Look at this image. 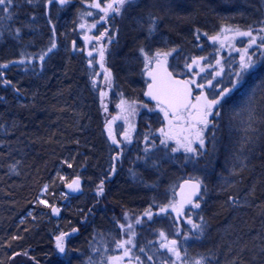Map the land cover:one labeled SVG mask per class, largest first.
<instances>
[{
  "label": "rangeland",
  "instance_id": "1",
  "mask_svg": "<svg viewBox=\"0 0 264 264\" xmlns=\"http://www.w3.org/2000/svg\"><path fill=\"white\" fill-rule=\"evenodd\" d=\"M143 0H134L133 3L125 5L119 14H117L120 18V16L124 13H127L128 9H133V6H140L141 10L137 11L133 14V17H138L141 14H149L151 16L158 17L159 21L164 18V22L168 21L167 23V29L161 30L160 27L158 29L154 28V31L149 33V30L143 27H137L139 25V19L135 18V25L130 24L128 27H124L120 31V33L117 34V39H114V42L112 46L109 48L108 52L104 53L103 58V64L104 69H101L98 67V60L99 57H93L94 58V65H89V60L86 58L84 54V40L86 37L85 30L80 32H74L70 36L69 41H71L73 38L77 37L78 34H82V42L77 46L76 53L77 55L71 59V61H68L69 64L76 63V68L74 69V73L76 75V80L72 83L70 81L71 71L67 69V66L65 67V74L67 75L69 79V84L72 87L73 91H70L73 93L72 96L77 99L78 104L87 109L89 113L95 112L97 113V121H91L87 123L86 119L83 132L88 133V135H83L82 138L77 137V140H79L78 143L79 146H88L92 142V145L89 149L88 148L84 152H80V156H71L69 158H66L62 161V163L59 165L58 169L53 173V181L50 183L51 185H54L58 188V191L54 189L53 192H50L49 194L43 196L44 192H47L48 189H50L49 185H44L43 188V194L38 199L37 204L35 207H28L25 210V215L39 218V220H44L46 217H49L50 214L48 212V208L54 204L59 206L60 209V217L58 218L59 224L56 226H52L51 229H49V235L47 238L52 239L53 245L55 246V249L52 250V253L59 254L62 256L61 253L58 252L56 249V237L59 236L61 233H67L68 235L65 236V256L67 257L65 259V264H75L78 262H82L83 259H86L87 261L91 262L89 264H137L139 260H137V257L135 256L136 249L128 247V244H125L123 248L117 247V242L120 241H126V234L129 233H135L134 240L135 243H142L141 248L146 251L149 257L158 258V261H156L154 264H163L164 260L165 262H168L166 264H171L170 258L173 254H168L166 251L167 249H164L159 247L160 242H163V239L160 237L159 233L163 231L166 236L171 237L172 235L179 234L181 237L179 239V250L181 252V259L177 260L180 264H182L183 261H187V264H193L194 261L199 260L201 257L197 253L206 252V240L201 239L199 237H196L194 234H187L189 238L186 240L185 237L182 235V233L179 231V228L176 229V224L171 218L172 216H169L171 214L172 209L168 208V211L166 213H161L160 208L165 207L169 205L170 203H176V190L178 189L180 183L187 179H198L202 182L204 188L201 190L199 199H194L193 202H199L200 207L199 211H201L202 215L205 214L204 209V195L206 192L210 191L211 186L216 184L219 189L218 193L222 194L220 196H224L225 193L229 190L226 187V184H228V180L230 179V175L235 171V167H245L246 164L252 161V163L259 161L261 158L259 151V145L257 139H254V143L248 144L246 147L242 149V145L244 144V139L239 143L236 144V146H232L230 152H227L225 154L224 158L221 160L224 162V165L226 166L225 172H219L215 173L216 171H219L218 167H212V166H206L204 165H197L195 162L188 161L185 159L186 156L189 155H181L179 150L173 152L172 149L176 148V146H172L170 144H161V133L158 132V127L160 128L162 126V120L164 121V116L162 111L156 107L153 106L155 104L149 105L144 101V88L146 87V77L144 78V71H145V61L142 53L138 52V54L134 57V60L129 62L126 61L123 68H117L114 65V60L112 54L114 46L117 45L118 40L123 39L124 37L130 41H136L137 38L140 39L141 44L140 48H144L146 52L149 53V56L154 57L157 52L161 53L160 57H163L165 53H169V51L172 48H177L178 53H175V55L172 56L170 60L171 69L174 72V74H182L183 67L185 68V65L190 64L191 60L197 59L200 57H204L202 60H207L208 63L213 60L210 58L212 51L214 50L216 44H214L213 41H211L213 44H210L209 41H206L205 35L200 32V30H194L193 26L186 25L184 22H182L184 19V13L189 8V6L192 4L190 0H148L149 2H155L154 8H147V6L142 7L141 2ZM193 1V0H192ZM237 0H223V9L220 8V10H216L213 12L212 10L205 11L209 17L203 16L200 14L196 18L194 17L193 22L205 25V30L210 33L214 34L217 33V35L220 37L221 33H224L225 30H220L226 26L224 21H227L228 24H233L238 26V21L240 18H244L247 15V11L249 12H257L258 8L253 6V3L255 4L254 0H246L245 6L242 9L243 11L229 12L227 7L230 6H236L235 2ZM261 4L264 5V0H259ZM24 2V1H22ZM45 4L46 7H49L47 13L50 11V9L53 10H61L63 9L66 4L61 5L59 3V0H53L52 3H48V0H33L31 4L37 5L38 3ZM85 2V1H84ZM111 2V0H106L102 5H106L107 3ZM238 2H242V0H238ZM101 3V2H100ZM235 4V5H232ZM256 5V4H255ZM229 6V7H230ZM88 3H84L82 5L81 11L82 16L86 15ZM90 8V7H89ZM66 9V8H65ZM14 9L11 10V13H13ZM245 11V12H244ZM13 16L11 19H6L7 21L3 22V28L2 30H7V28L10 26L9 21H16L18 17H24L25 12H21L20 14H16V10L14 11ZM92 14L91 11H88ZM227 12V13H226ZM111 14V13H109ZM115 15V13H113ZM124 15H122L124 17ZM118 18V17H117ZM208 18V19H205ZM236 18V19H235ZM25 19V18H24ZM235 19V20H232ZM28 22L32 23L34 26H36L34 21L27 20ZM120 21H124L123 18L120 19ZM206 21V23H204ZM17 22V21H16ZM170 22H173V26L180 28L179 30H173L170 25H172ZM127 23V21H126ZM125 23V24H126ZM184 23V24H182ZM141 24V23H140ZM179 24V25H178ZM76 27V24L75 26ZM226 28V27H225ZM224 28V29H225ZM32 29V34H33ZM77 31V30H76ZM126 32H131L130 35H124ZM26 34H30L26 32ZM34 41L29 40V42H26V40H23L25 45L23 48V51L19 58H22L23 55L29 54L32 58L36 55V58H34L37 62L33 63L31 59V63L29 66L33 69L34 73L39 76H43L44 74L50 72L47 71L48 66L51 67L53 65H58L61 63L60 59H56L52 55L55 53L62 52L60 51V37L62 35L59 33V31L55 30L54 33L51 35V39L49 42L50 46L43 47V42L41 37V33H34ZM75 36V37H73ZM178 36L179 42L183 41L182 46L180 47L175 46L174 38ZM199 37V38H197ZM23 38V37H22ZM92 38V37H90ZM38 41L36 43L35 41ZM4 40L0 38V41ZM56 43V48L52 50L51 55H46L44 60L41 61L39 59V56L45 52H47L48 48L51 47L52 42ZM28 43H30V46H28ZM38 45L40 50L33 49V45ZM67 48L70 51V43H67ZM95 48L98 50V45L95 44ZM183 52V55L179 52ZM111 52V54H110ZM24 53V54H23ZM13 55L12 53L7 54L4 59H0V64H8V66L11 63H8L9 61H17V59H12L9 56ZM74 56V55H73ZM168 57V56H167ZM14 58V57H13ZM91 59V58H90ZM55 60V62H54ZM92 61V62H93ZM46 62V63H45ZM5 69V68H0ZM105 69L109 70L110 72V78L107 77V73L105 72ZM117 75H115V73ZM215 72H220V69L214 70L213 73L210 75L209 80L213 79L216 74ZM127 76V81L125 85H119L116 82V78L119 75ZM34 74L32 75V77ZM220 76V75H219ZM32 77L30 79H27L29 83H33ZM205 82H207V77L204 79ZM95 81V83H93ZM128 81L130 83H134L138 85V90L132 89V87L128 84ZM144 82L145 85H144ZM215 83L212 81V84ZM107 84H109V87L106 88ZM92 87V88H91ZM115 88V89H114ZM116 88H118L121 93L123 94L120 97H117L115 95ZM243 91V90H242ZM246 92V91H243ZM101 93H104L103 96H101ZM136 93V94H135ZM106 96V98H105ZM247 98L251 95L249 93L246 94ZM56 97V96H55ZM121 97L125 98L123 101L125 103H128L131 98H136L139 103L135 105V110H143L145 111H152L155 109H159L160 114L159 117L155 115H151L148 113L142 114L140 117L142 119L143 123V129L137 130V131H131V130H122L119 131L118 127H122V125L125 126V122L117 123V119L115 114L113 113V107L114 106H121ZM238 101H240L238 99ZM229 100H225V102L221 105V115L219 117V124L222 122V125L224 129L226 128V134L223 132V141L221 142V145L217 144V146L214 145V147L211 148L212 154H217L219 150L227 149L224 142L226 140H230L231 137L239 136V134L242 133V131H245L246 129V117H242L240 115V111L234 112L233 115V109L228 108L226 113V107L229 103ZM124 103V104H125ZM15 104H18L15 102ZM122 105V107L124 106ZM48 110V109H47ZM91 110V111H90ZM51 113V110H49ZM121 116L119 118L124 119L125 114L118 113V115ZM124 115V116H123ZM85 116V115H84ZM91 115L87 118H91ZM109 116H112L110 118ZM241 116V117H240ZM109 118V121H108ZM84 121L82 124H84ZM122 124V125H121ZM165 124V122H163ZM110 126L114 127L115 135L117 140L122 141V152L123 156L119 159V163L117 164V168H114V171L112 174H110V168L112 166V156L114 152H117V148L114 147L113 142L111 140L112 132ZM258 127V125H256ZM95 129H99L98 132H95ZM111 132V136H110ZM125 133H128L129 137L130 134L133 133L132 139H138L140 140L138 142L137 146H134L133 141L130 139H125ZM260 137L264 136V131H261L259 134ZM98 138V139H93ZM131 138V137H130ZM159 138V139H158ZM256 138V136H255ZM137 140V141H138ZM154 141V142H152ZM88 142V144L86 143ZM178 147V146H177ZM216 148V149H215ZM76 149V148H75ZM147 149V151H145ZM77 150V149H76ZM228 151V149H227ZM109 158V160H107ZM179 158V161L177 160ZM182 163H187L190 165L187 167H184ZM108 163V164H107ZM231 163V165H229ZM228 164V165H227ZM71 165V167H69ZM254 166V164H252ZM251 165V166H252ZM247 166H250L247 165ZM234 167V168H233ZM210 168L217 169L216 171L211 170ZM251 171H253V168H250ZM99 171L100 173V180H103V178H107V187H110V195L114 199V201L121 206H123L125 209H134V207H138V211L141 214H144L141 219H139L140 223L135 222V225H132L131 230H129L127 226V220L123 221L121 220H107L104 217V213L100 214L101 220H99L98 225L92 229V240L94 242V247L90 250V252L87 253H78L73 252L70 253L71 248L73 246H76L78 248H81L82 243L84 239L82 238L84 236V232L79 231L78 229V223H65L66 217L71 214L74 215L79 211L78 206H80V201L76 197L68 196L65 194L62 185L69 182L74 176L82 177L84 175H90L93 172ZM122 171V172H120ZM188 172V173H187ZM184 173V174H183ZM109 174V175H108ZM207 174L208 176H206ZM124 175L126 178L129 177L130 181H125L119 176ZM210 175L215 176L216 181L213 182L210 179ZM100 180L97 182V186L100 185ZM114 182V183H113ZM113 183V184H112ZM112 184V185H111ZM45 186H47L45 188ZM206 186V190H205ZM142 189V190H141ZM65 198H67L66 202L62 203ZM60 202H59V201ZM221 200V199H220ZM40 201H47V204L40 203ZM84 202V200H83ZM40 204L43 206L41 207ZM143 204V206H141ZM214 204V203H213ZM149 209L151 206L157 209L156 219H149L145 213L143 208ZM222 206H224L223 201H221L218 205L217 209H220ZM213 208V207H212ZM198 208H193L191 205L188 207V211H192ZM216 209V210H217ZM31 213V214H29ZM209 215V214H208ZM207 211L205 215V219H208ZM75 216V215H74ZM128 217V215H126ZM195 211L193 212V215L191 216V219L195 217ZM204 216V215H203ZM141 217V216H139ZM23 217H20L18 219V222ZM262 219L264 221V215L263 212L260 211L256 214V219ZM13 219V218H12ZM14 220V219H13ZM16 220V219H15ZM209 220V219H208ZM152 222L153 225L156 226V229H153L150 226V223ZM200 222H204L201 221ZM198 222L197 224H200ZM18 225V224H17ZM11 221L4 220V218L0 215V245H3L5 242H17L21 243L23 246V241L26 239V241L33 237L35 240L34 244L37 245L36 250L40 251L39 244L42 242V237L35 236V234L31 235L30 229H32V225L30 227L28 226H18ZM55 225V224H54ZM124 225V228H121L120 226ZM191 227V225H190ZM75 229V231H73ZM227 229V228H226ZM225 228H219L216 229L218 232L220 231H227ZM15 231L16 235L10 236L11 231ZM18 230V233L16 232ZM236 232H238L237 228L234 229ZM197 231V230H196ZM195 231V232H196ZM193 232V233H195ZM200 233V231H199ZM225 234V233H224ZM227 236L230 237V242L234 240L236 234L234 231H227ZM51 235V237H50ZM191 235V236H190ZM257 244L256 247L258 248L261 244L264 243V228L263 230L258 234ZM15 237V239H14ZM54 238V239H53ZM216 239H211L210 243H215ZM70 240V241H69ZM217 242V241H216ZM217 242V243H218ZM159 244V246L157 245ZM158 246V248H157ZM218 250L221 249L218 244ZM137 247V246H136ZM29 248V247H28ZM83 250L85 248H81ZM125 249L129 250V255L124 256ZM226 249V256L232 253V250ZM82 250V251H83ZM208 251V247H207ZM263 252V251H262ZM187 257H186V255ZM3 255H0V264L3 262ZM123 257V259L119 262L112 261V257ZM142 257V256H141ZM205 258V257H204ZM162 259V260H161ZM229 259V257H227ZM161 260V261H160ZM151 264V260L148 261V264ZM57 264V263H56ZM143 264H147V262H143Z\"/></svg>",
  "mask_w": 264,
  "mask_h": 264
},
{
  "label": "bare ground",
  "instance_id": "2",
  "mask_svg": "<svg viewBox=\"0 0 264 264\" xmlns=\"http://www.w3.org/2000/svg\"><path fill=\"white\" fill-rule=\"evenodd\" d=\"M24 0H13V6H14V11L16 10V14H20L21 12H25L24 17H18L16 21H12V24L10 25L7 30H2L0 28V38L4 40L0 41V59H4V57L7 54L12 53L13 55H10L9 57L12 59H17L20 57L23 48H24V41L29 42V40L34 41V33H41L42 42H43V47L45 48L49 45L51 35L54 33L55 30L59 31V33L62 35L60 37V51L59 53H55L52 55L55 57L57 60L60 59L61 63L58 65H53L52 67L49 65L48 68L50 70V76H39L36 75L33 71V69L29 66V64L32 62L30 59V56L28 54H25L22 56L20 60L15 61L14 63H11L6 69L4 73H2V77H0V152L3 150H6L10 155L7 156H2L0 155V167H2L5 163H3L5 160L3 158H6L7 160V166L6 168L0 169V179L3 180V182L0 181V193L8 190H14L17 189V187H14L11 185V182L6 179L7 173L13 178V179H24L22 183V187L25 186L26 180L28 179L27 174L28 173H34L38 169V167H35V163H30L27 164V167H21V166H16L15 162L18 159H27L28 157L24 154L23 147L29 146L31 150L35 149L40 150L42 149V152L44 150V145L46 142H44L43 135L46 132V129L43 126V123L34 126L35 122L37 121H42V120H47L49 122V128L52 125V122L49 118H51V114L46 112L48 107H51L53 104L54 96L58 97L63 104V110L64 113L58 118H53L54 119V124L56 125V135L58 137H64L65 135L68 136L67 134V129H65L64 124L65 122L69 121L72 123L75 122H81L83 121L84 118H86L87 121H97V113L92 112L89 113L87 109L81 107L78 104V101L76 98H74L73 89L69 84V79L67 75L65 74V67L67 66V69L70 70L71 76H70V81L73 83L76 80V75L74 73V69L76 68V63L69 64L68 61H71V59L75 56H73L68 48H67V43L69 42L70 45L74 43L77 37L73 38L71 41H69L70 36L74 32H80L83 31L84 28H81L80 25L83 24L84 21L90 20L94 17L95 11H97V8L92 7L93 3L95 0H69V3L66 4V6L63 7L61 10H53L50 9V11L47 13L49 7H46L45 4L43 3H38L37 5L34 4H28L25 2H22ZM88 3L87 12L86 15L82 16V11L80 8H82V5L85 3ZM106 0H99L101 2V7H104L102 3H104ZM235 1V0H234ZM242 2H238V0L235 2L236 6H228L227 9L228 14L229 12H238V11H243L242 9L244 8V4L246 0H242ZM255 4L253 3V6L258 8V11L256 12H249L247 11V15L245 16L244 13V18H240L237 24H244V25H249V24H257L258 23V18L260 15H264V5L260 3L259 0H254ZM156 3L155 2H149L148 0H143L141 2L142 7L147 6V8L151 9L154 8ZM232 4V5H235ZM66 8V9H65ZM221 9H223V6H221ZM131 9L127 10V13H124V17L121 15L120 18H118V21L115 20L113 25H112V30H115L118 26V33L122 29H124L125 25L128 27L130 24L135 25V18L139 19V27H143L148 29L149 28V20L151 15L149 14H141L138 17H133V14L137 11L141 10L140 6H133V9L131 10L132 13H129L128 11ZM88 11H91L92 14ZM245 12V11H244ZM1 13V11H0ZM227 13V12H226ZM21 15V14H20ZM132 15V16H131ZM108 17L110 18H117L119 17L117 14L113 15V13L109 14ZM25 18V19H24ZM123 18L124 21H120V19ZM236 19V18H235ZM232 19V20H235ZM27 20L34 21L36 26H34L32 23L28 22ZM164 18H162L161 21L157 19L156 24H155V29H158L160 27L161 30H166L167 28V22L163 21ZM127 21V23H126ZM126 23V24H125ZM141 23V24H140ZM206 23V21H204ZM76 24V27H74ZM159 26V27H158ZM19 28L20 32L17 35L15 33V29ZM32 29L33 34H32ZM54 29V31H53ZM77 30V31H76ZM96 30H100L101 32H105V28L100 26L97 27ZM26 32L30 34H26ZM131 32H126L124 35H130ZM23 37V38H22ZM39 39L35 41L38 43ZM143 41V40H142ZM140 39L137 38L136 41L130 42L128 41L125 37L121 40H118L117 45L114 46L113 49V54L111 57H113L114 60V65L117 68H123L124 64L126 61L131 62L134 60V57L138 54L140 50V44L141 42ZM28 46H30V43H28ZM33 49H38L40 50L38 45H33ZM24 54V53H23ZM111 54V52H110ZM14 57V58H13ZM35 60V59H32ZM20 61H23V63H20ZM55 62V60H54ZM35 63V62H33ZM1 73V70H0ZM115 73V72H114ZM34 76L32 77V75ZM115 75H117L115 73ZM119 75L116 78V82L119 85H125L127 81V76ZM32 77L33 83H29L27 79H30ZM8 80L11 81L10 84H5L3 81ZM128 84L132 87V89L138 90V85L134 83H130L128 81ZM92 88V87H91ZM240 89L243 91H240L238 89L233 90L229 97V103L227 104L228 106L226 107V113L228 108L233 109V115L234 112L240 111V115L242 117H246V113L244 112L245 106L248 103V100L250 97H254L255 100L261 101V98H264V66L257 68L254 72L248 74L244 80L241 81L240 83ZM70 91H73L70 92ZM249 93L251 96L247 98L246 94ZM136 94V93H135ZM238 99L240 101H238ZM18 103V104H15ZM12 104H14L12 106ZM11 106V108H10ZM91 111V110H90ZM259 111V109H258ZM85 115V116H84ZM91 115V118H87ZM240 116V117H241ZM40 119V120H39ZM2 120H6L5 124ZM5 125V126H4ZM259 125V124H258ZM260 129L264 131V125H259ZM48 128V133H51L50 129ZM74 128L78 129V133L76 135H81L85 134L82 130H79L77 126L72 127L71 129L74 130ZM99 129H95V132H98ZM223 132L226 134V128L224 129L222 122L220 123V126L217 130V134H214L215 139L210 143L209 147V152L211 153V148L217 146V144L221 145V142L223 141ZM249 133H246V131H242L239 136L236 137H231L230 140H226L224 142L225 145L228 146H236V144H239ZM55 134L52 133V136H56ZM85 135H88L86 133ZM255 136L260 143L259 145V151L260 156L264 158V140L260 137L259 131L255 133ZM93 139H98V138H93ZM88 144V142H86ZM92 145V142L90 143L89 149ZM88 146H81L76 148L77 150H71V156H80V152H84ZM219 147V146H217ZM224 149V150H219L217 155L215 156L216 160L220 159L221 161L222 158H224L225 154L227 152H230L231 148ZM216 149V148H215ZM40 154V153H39ZM191 157V156H189ZM196 157L195 160L193 159H188V161L195 162H201L202 158ZM109 160V158L107 159ZM179 161V158H177ZM60 162L54 166L53 168V173L58 169L59 165L62 163L63 160H59ZM119 161V160H118ZM115 164V167L117 168V164ZM181 161V158H180ZM208 162V161H207ZM182 163V161H181ZM108 164V163H107ZM113 165V162H112ZM184 167L190 166L187 163H182ZM199 165H204L203 163L197 164ZM45 168H48L50 165L48 163H45L43 165ZM114 167V168H115ZM208 167V166H207ZM110 168V174L113 173V169ZM217 169H214L216 171ZM26 171V172H25ZM122 172V171H120ZM220 171H216L215 173H219ZM188 173V172H187ZM184 174V173H183ZM264 174V171H263ZM109 175V174H108ZM208 176L207 174H205ZM211 181L215 182L216 178L213 175H210ZM125 181H130L129 177L126 178V176L121 175L119 176ZM264 177V176H263ZM81 180V183L84 184L85 190L82 191L79 195L73 194L72 197H76L77 199L81 200L80 201V206H78L79 211L75 213L74 215L69 214L66 219L65 223L71 222V223H78V227H81L82 232H84V236L82 237L84 239L81 248H85V250L78 248L76 246H73L71 248L70 253L73 252H78V253H87L90 252V250L94 247V242L92 240V229L95 228L100 218V214L104 213V217L108 220H127L131 215L133 216H138L141 213H139L138 207H134V209H125L123 206L120 204L116 203L112 196L110 195V190H105L106 196L103 194L97 195L96 193V188L97 182L100 180V173L99 171L93 172L90 175H84L79 178ZM53 181L52 178H44L40 179V182L33 187L32 189V199L29 200L28 204H26V208L30 207H35V205L38 202V199L42 196L43 194V186L44 185H49L50 189L47 190V192H44L43 196L49 194L50 192H53L54 189L58 191V188L55 187L54 185L50 186V183ZM258 182V180H257ZM33 183V180L31 181ZM114 183V182H113ZM112 183V184H113ZM17 181H14L13 185H16ZM111 184V185H112ZM33 185V184H30ZM245 182L243 184L234 182L232 180H228V184H226V187L231 188L228 190L225 195L222 197V201L225 207V211H221L218 216L215 218V220L211 224H205L204 226L207 227L210 231L212 232V236L206 238L207 234V228L204 231V237L203 234L200 232L199 233V238L202 240H206V252H201L197 253L200 256H204L205 260L212 259L217 261L219 264H229L230 261L227 259L229 256H222L219 253H214L212 251V245L211 239H219V241L223 244H225L228 247H232V241L230 242V237L227 236V231H234L236 235L240 232V229L238 224L234 223L231 225L233 220L229 218V214L232 213H243L244 210L242 209V205H236V206H231L232 204V199L230 197H233L232 194L234 190H242L244 187ZM63 190H64V184L62 185ZM142 190V189H141ZM50 191V192H49ZM212 193L211 191L206 192L204 195V209H208L209 211L211 210L210 207L207 206L206 202L208 199L212 198ZM84 200V202H83ZM59 201V200H58ZM88 201H91L95 204H101L102 206L100 207L101 209L98 210V207L96 205H91L87 209H85L88 205ZM60 202V201H59ZM62 202V201H61ZM209 204V203H208ZM42 207L43 205L40 204ZM143 206V204L141 205ZM51 207V206H50ZM231 209H228V208ZM205 210V212L208 210ZM86 210V212H85ZM144 213L150 211L152 213V219H156L157 215V209L151 206L149 209L143 208ZM102 211V212H101ZM48 212L50 214L49 217H46L44 220H39V218H34L30 216L25 215L24 209L21 212H15L14 210H0V215L4 218L5 222L6 220L14 222L18 226H28L30 227L31 225L33 226L32 229L28 228L30 230L31 235L35 234V236H39L40 238L42 237V242H41V249L40 252L37 251L34 248V242L35 240L33 237H30L27 241L24 239L23 241V246L21 243L17 242H5L3 245H0V255H3V262L1 264H43L44 260L49 259L50 257L55 256L54 253H52V250L55 249V246L53 245L52 239L47 238L49 235V229H51L52 226H56L59 224V221L56 217L53 216V213L50 208H48ZM85 212V213H83ZM101 212V213H100ZM229 213V214H228ZM14 215L16 220L12 219V216ZM128 215V217L126 216ZM169 216H172L169 214ZM20 217H23L22 219H18ZM200 215H196L195 217L192 218L193 222L198 223L201 221ZM172 218V217H171ZM253 220H256V216ZM203 221V218H202ZM55 224V225H54ZM152 224V222L150 223ZM153 229H156V226L152 224L151 226ZM257 227V225H256ZM226 229L227 231H220L218 232L216 229ZM237 228L238 232H236L234 229ZM250 230V226L248 228L243 229L238 236H243L246 232ZM179 231L182 233V235L185 237L188 233L192 234L191 230L188 227H182L179 229ZM18 233V230H16ZM225 233V234H224ZM47 234V236H46ZM16 235V234H15ZM91 236V237H90ZM191 236V235H190ZM51 237V235H50ZM212 239V240H213ZM70 241V240H69ZM216 243V241H215ZM25 244H30V246H25ZM246 245V243L244 242ZM211 245V246H210ZM210 246V247H209ZM29 247V248H28ZM208 247V251H207ZM247 247V245H246ZM240 248H233L232 252L237 255L238 253L240 254ZM83 250V251H82ZM264 253V248L262 249ZM27 252V255H23L22 253ZM259 252V251H256ZM15 253H21V256H23V261H15L16 257H19V255H14ZM65 253L62 254L61 256L57 255L55 257L56 261L60 262L61 264H65L66 261L65 259L67 258ZM208 258V259H207ZM171 259V258H170ZM54 260V257H53ZM90 261V260H89ZM87 261L86 259H83L82 262H78L75 264H89L91 262ZM264 261V257H261V260H254L256 264L259 262ZM43 262V263H42ZM172 262V261H171ZM178 262V261H177ZM168 262H163V264H166ZM46 264V262L44 263ZM176 264H180L179 262Z\"/></svg>",
  "mask_w": 264,
  "mask_h": 264
},
{
  "label": "trees",
  "instance_id": "3",
  "mask_svg": "<svg viewBox=\"0 0 264 264\" xmlns=\"http://www.w3.org/2000/svg\"><path fill=\"white\" fill-rule=\"evenodd\" d=\"M192 2V4L189 6V8L186 10V12L183 14V21L186 25H192L194 30H200L201 33H203L205 35V38L207 41L210 42V44H213L211 41L214 42V44H216L217 47L214 48V50L211 53L210 58H212L213 60L210 62V64L208 63L207 60H199L198 64H194L192 66L191 69L187 68L185 65V74L184 76L186 77V80H192L194 79L196 81L197 84H203L205 82V78L210 76L213 71H211L210 68H212V70H217L218 68L220 69V79L221 81L218 79L215 83H213V85H217L219 83V87L215 88V92H219L220 87H230L231 86V81L234 79V75H232L234 73V71L238 68L239 66V62H240V56H241V52L238 51V49H243L245 47H247L248 45V41L249 38L248 37H238L235 36V31L238 29L240 31H248L250 28L253 31V35L257 37V43L255 45H253L251 48L248 49V54L252 56V58L254 60L257 61L256 65L254 66L253 69H251L248 73L245 74V77L250 74L251 71H254V69H257L258 67H262L264 66V55H262V53H264V48L260 47L261 44V37H264V32L259 31L261 28H264V23H262V21H264V15H260L258 18V23L257 24H249V25H244V24H238L237 25H233V24H228L226 23L227 21H224V23L226 24V28H222L220 30H225L224 33H221V36L219 37L218 40H211L209 37L212 36H217V33L214 34H210L208 33L205 28H206V24L205 25H200L197 23L193 22L194 17L196 18L198 15H202L209 17V15L205 12V11H209L212 10L213 12H215L216 10H220L221 6H223V0H190ZM231 2V0H230ZM4 6H0V8H2ZM14 9V6H10L9 11L11 12V10ZM136 11V10H135ZM129 13H132L131 10L128 11ZM13 13L15 14V12L13 11ZM8 13H5L3 11H1L0 13V28H2L3 26V22L7 21L5 17H7ZM95 15L96 17L90 19V20H86L83 22V24L85 25V27L87 28V30L90 31V36L92 37L93 40L97 41L98 45L100 46V49L103 48L107 53L109 48L112 46L114 39H117V34H118V26L117 28H115V30H112V25L114 23L115 20L118 21V18H109L107 17L104 20H101L100 17L103 16V12L100 11V9H98L97 11H95ZM132 16V15H131ZM208 19V18H205ZM10 24H12V21H9ZM171 24L173 22H170ZM182 23V24H184ZM93 24L96 25V27H91ZM179 25V24H178ZM104 27L105 29H107L106 34L99 40L95 39L96 37H100L101 32L100 30H96L97 27ZM169 27H171L173 30H179L180 28L176 27L175 24L173 26L170 25ZM227 29H231V31H228ZM114 33V34H112ZM175 46H182L183 41L179 42V38L178 36H176L174 38ZM173 49H175V51H172ZM177 48H172L169 53H171L170 55H168V61L171 60L172 56L175 53H178ZM97 52V50H96ZM183 55V52H179ZM52 52H50L48 55H51ZM29 55V54H28ZM30 56V55H29ZM36 58V55L32 58L30 56V59H34ZM21 58H18L17 60H20ZM33 62H36V60H32ZM192 61L190 62V64H192ZM217 61H220L219 64H217ZM46 63V62H45ZM101 68V67H100ZM201 68L204 69L203 72H201ZM0 70H5L6 69H0ZM47 71H50L49 68H47ZM196 73H199V75H195ZM43 76H50V72L44 74ZM241 83V82H240ZM109 85V84H107ZM207 85V83L205 84ZM240 86V84L237 85V87ZM192 97L191 100L193 103H195V96L199 95L201 91H203V89H197L195 87V85H192ZM207 87V86H206ZM236 87V88H237ZM235 88V89H236ZM115 89V88H114ZM233 89V90H235ZM206 90H209L210 92L213 91V88L207 87ZM205 91V90H204ZM233 92V91H232ZM206 94L208 95L209 99H212V96H209L208 92H206ZM115 95L117 97L122 96L123 94L121 93V91L116 88L115 91ZM231 93L229 94L228 97L225 98V100H229ZM122 99H120V101H123L125 98L121 97ZM225 100L222 102V104L225 102ZM131 102H134L133 104ZM128 103H125L124 106L122 107V105L120 107L118 106H114L113 107V113L111 114H115L117 121L120 122H125V126L123 127V130H140L143 129V123L142 122H138L137 120V115L135 114L136 110H135V101H131ZM138 103V102H137ZM221 104V105H222ZM14 104H12L13 106ZM221 105L217 108L214 109L213 111H221ZM11 108V106H10ZM48 110H46V112L50 113L49 110H51V118H49L52 122L51 127L49 128V122L47 120H40V121H36L34 126L39 125L41 123H43L44 128L46 129L45 134L43 135L44 138V150L42 152V149L40 148V150H36L33 149L31 150L29 146L27 147H23L24 150V154L28 157L27 159H18L15 162V166H21V167H27V164L30 163H35V167H38V169L35 172V174L32 173H28V179L26 180V184L24 187L21 188L23 180L24 179H13L8 173L6 176V179L8 181L11 182V185L14 187H17V189H15V191L12 190H8V191H4L2 193H0V210H14L15 212H21L23 209L24 211L26 210V204H28L29 200L32 199V195H33V187L36 186L39 182L41 178H44V180L46 178H52L53 177V168L55 165H57L60 161L59 160H64L66 158L71 157V150H76L75 148L80 147L79 144H76L79 142V140H77V137L82 138L84 134L81 135H76L79 131L78 129L74 128V130H72L71 128L74 126H77L79 128V130H83L85 125V119H83V121L81 122H65L64 127L65 129H67V134L68 136H64V137H58L56 135L55 130L56 125L54 124V119L53 118H58L61 115H63L64 110H63V104L62 101L58 98L54 96V100H53V104L51 107L47 108ZM122 111L123 114H125L124 119L119 118L121 116L118 115V113H120ZM134 117L136 118V120H134ZM219 117L216 116H209L208 119L209 121H211L212 123H210L208 125V128L204 130V136H205V148L202 149L201 151L204 152V155H202L200 158H202L201 162H197V164H205L206 166H212V167H218L220 172H225L226 171V166L224 165V162L220 159L216 160L215 156L217 155L212 154L209 152V147H210V143L213 141V136L214 134H217V130L220 126L219 124ZM1 121V118H0ZM5 124V121L2 120ZM87 121V120H86ZM91 122V121H90ZM87 123H89V121H87ZM213 125H215V127H213ZM5 126V125H4ZM167 127L168 124H163L162 126L159 128L158 127V132L160 133V129L164 128L167 131ZM48 128L50 129L51 133H48ZM259 128V134L261 133V129L258 125ZM52 133L55 134L56 136H52ZM162 140L164 139V137L161 135L159 136ZM264 140V136L261 137ZM159 139V138H158ZM138 140V139H137ZM136 142L138 143L140 140H138ZM169 143H172L176 146L177 142L176 139H170L168 140ZM154 142V141H152ZM228 148H231V146L226 145ZM182 148V147H180ZM40 153V154H39ZM0 155L2 156H7L10 155L6 150H3L2 152H0ZM1 157V156H0ZM261 159L259 161H256L255 163L252 161L249 162L248 164H246L245 167L239 168V167H235V171L230 175V179L234 182L237 183H241L243 184L245 182L244 187L242 188V190H234L233 194H232V204H230L231 206H236V205H242V209L244 210L243 213H232L229 214V218L231 220H233V222L231 223L234 224H238L240 225L238 229H240V232L243 229L248 228V226H250V230L248 232H246L243 236H238L236 235L233 242H232V247H228L225 244L221 243L220 241L218 242V240H216L217 242L214 243V245H212V251L214 253H219L222 256L226 255V249H230L232 250L233 248H240L239 252L237 255H235L233 252L231 254H229V264H253L254 260H261V257H264V253L262 252L263 248H264V243L261 244L258 248L256 247L257 244V239H258V234L263 230L264 228V221L262 219H256L253 220L256 216L257 213H259L260 211L263 212L264 215V158L260 157ZM5 161L3 163H5L2 167H0V169L2 168H6L7 165V160L6 158H3ZM208 161V162H207ZM30 162V163H29ZM1 163V162H0ZM45 163H48V165H50L48 168H45L43 165ZM250 166H247L249 165ZM254 164V166L252 165ZM228 165V164H227ZM231 165V163L229 164ZM252 165V166H251ZM9 167V166H8ZM217 168V169H218ZM234 168V167H233ZM250 168H253V171L250 170ZM211 170H214V168H210ZM26 172V171H25ZM33 180V183H31V181ZM258 180V182H257ZM1 182H3V180L0 179ZM14 181H17L16 185H13ZM33 184V185H30ZM110 187H107V190H109ZM223 188H228V187H223ZM218 189L219 187L214 184L211 186V193H212V198L208 199L206 204L208 207L211 208V210L207 212L208 215V219H205V215L206 212H204L205 214H201V211H196L198 215L202 216L201 218H203V221L200 225L202 226L203 230L205 231L207 227H205V224H211L215 218L218 216V214L222 211H225V207L222 206L220 209L218 208L219 203L222 201V197L220 196L222 194L218 193ZM229 190L231 188H228ZM104 196H106L105 192L103 193ZM221 199V200H220ZM209 203V204H208ZM214 203V204H213ZM86 205H88L85 209H87L88 211V207H90L91 205H96L98 207V210H100L101 208V204H95L91 201H88L87 203H85ZM217 206V208H216ZM213 207V208H212ZM217 209V210H216ZM228 209H231L230 207ZM86 212V210H85ZM83 212V213H85ZM172 218H174L175 224H176V229L177 228H182V227H188L185 224V216H177V213L175 211L171 212ZM141 216V217H139ZM142 216H144V214H140L138 216H133L131 215L129 218H127V226L130 225H135V222L138 221L139 219L142 218ZM12 218L15 220L14 215L12 216ZM257 225V227H256ZM150 226H152V224H150ZM207 234H206V238L207 237H211L212 236V232L207 228ZM82 231L81 227L78 229V232ZM204 231L202 232L203 237H204ZM13 235H15V231H11L10 232V236L13 237ZM126 239L132 240L131 244H128V247L130 248H135L136 249V253L135 256L133 255V257H139L141 258L137 264H143V262H147L149 261V256L146 252L141 251V244L142 243H135L134 240V236L132 233L127 232V234L125 235ZM168 240L171 239H176L178 241V246H179V239L181 238L179 236V234L173 235L171 237L167 236ZM54 239V238H53ZM65 242V241H64ZM165 242V241H163ZM244 242L246 243V245L244 244ZM162 242H160L159 244H161ZM159 244H157L159 246ZM213 244V243H211ZM217 244L222 247L221 249L218 250V246ZM34 248H37V245L33 244ZM25 246H30V244H25ZM137 246V247H136ZM157 246V248H158ZM41 248V244H39V246ZM160 247V246H159ZM164 250V248H163ZM39 251V250H37ZM259 251V252H256ZM40 252V251H39ZM168 254H172L169 253L168 251H166ZM59 255V254H55L54 260L53 257H50L49 259H45L44 263L46 262V264H61L60 262L56 261L55 257ZM186 255V254H185ZM60 256V255H59ZM142 256V257H141ZM187 257V255H186ZM62 258V256H61ZM156 258V257H155ZM155 258L151 257V264H154L155 262ZM23 256L19 255V257L15 258V261L19 262V261H23ZM208 259V258H207ZM162 260V259H161ZM160 260V261H161ZM175 260L176 263V257L174 255L171 256L170 261ZM156 261H158V258H156ZM206 264H219L217 261L212 260V259H208L205 260ZM43 263V262H42ZM43 263V264H44ZM131 264V263H130ZM150 264V263H149ZM254 264H256L254 262ZM258 264H264V261L259 262Z\"/></svg>",
  "mask_w": 264,
  "mask_h": 264
},
{
  "label": "snow or ice",
  "instance_id": "4",
  "mask_svg": "<svg viewBox=\"0 0 264 264\" xmlns=\"http://www.w3.org/2000/svg\"><path fill=\"white\" fill-rule=\"evenodd\" d=\"M25 3L31 4L33 0H24ZM53 0H48V3H52ZM134 0H111V2L107 3L104 7H101V4L99 0H95L92 7L100 9V11L103 12V16L100 17L101 20H104L108 17L109 13H115L119 14L121 12V9L127 5L133 3ZM59 3L61 5L69 3V0H59ZM13 5V0H0V6H4L0 8V11H3L5 13H8L6 19H11L13 16V13L9 11L10 6ZM90 14V13H89ZM158 17L151 16L149 20V33L154 31L155 24ZM264 23V21H262ZM81 28H84L85 25L81 24ZM91 27H96L95 24H93ZM228 31H231V29H227ZM54 31V29H53ZM223 31V30H222ZM259 31L264 32V28H261ZM20 32V29H15V33L18 35ZM107 32V29H105L104 33H101L100 37H96L95 39L99 40L101 39ZM2 35V34H0ZM235 36L238 37H248V45L247 47L243 49H238V51L241 52L240 56V62L238 68L234 71L232 75H234V79L231 81L230 87H220L219 92H215V88L219 87V83L217 85H213L212 81L209 80L207 82V85L205 84H197L194 79L192 80H185V81H179L175 80L172 77V73L168 72L166 68H164L163 72L159 71V68L162 66V63H166V57L170 55L171 53H165V61H160L159 57L161 53L157 52L154 57L149 56V53L145 51V49L142 47L140 48V52L142 53L145 61V68L148 69L149 65L152 63L153 59L156 60L157 68L156 69H150L148 71V75L152 77V84L149 85V91L146 93V95L152 96L153 99H156L158 101V107H160V110L164 113L165 120L168 121V127L167 131L164 128H161L159 131L161 135L164 137L163 140H161V144H166L167 140L170 139H176L178 148H173L172 151H178L180 147L184 149L186 153L191 154V157L186 156L185 159H193L195 160L196 157L204 155V152L201 151L205 148V136H204V130L208 128V125L212 123L209 121L208 117L216 116L219 117L221 113L217 111H213L214 109H217L222 102L225 100L226 97L229 96L230 93H232L233 89L237 87L238 84L245 78V74L248 73L251 69L254 68L257 61L252 58L251 55L248 54V49L251 48L253 45L257 43V37L253 35V31L250 28L248 31H235ZM199 38V37H197ZM211 40H218L219 36H212L209 37ZM89 37H85V40H89ZM261 44L260 47L264 48V37H261ZM56 43L53 41L51 44V47L48 48L47 52L41 54L39 56V59L41 61L44 60L45 56L52 52L53 49L56 48ZM172 51H175L173 49ZM88 55L91 57L92 52H89ZM99 55L101 58V67L103 68V58H104V49H99ZM264 55V53H262ZM204 59V57H200L197 59H193L192 64L186 65L187 68L191 69L192 65L198 64L199 60ZM8 63H14V61H9ZM20 63H23V61H20ZM220 61H217V64H219ZM92 64V61L89 60V65ZM8 64H0V68H7ZM204 69L201 68V72H203ZM105 72L107 73L106 78H110V72L109 70L105 69ZM195 75H199V73H196ZM221 75L220 72L216 73V76ZM0 77H2V73H0ZM215 79V77H213ZM5 84H10L11 81L4 80ZM95 83V81H93ZM192 85H195L197 89H204L206 86L213 88V98L209 99L208 95L204 93L203 91L200 92L199 95L195 96V103L192 102ZM104 93H101V96H103ZM125 102L121 101V105H123ZM259 109V111H258ZM244 112L246 113V133H249L246 135L244 139V144L242 145V149L246 147L248 144L254 143L255 139V133L259 131V128L256 127V125H264V98H261V101L255 100L254 97H250L248 100L247 105L245 106ZM171 117V118H170ZM215 127V125H213ZM125 139L130 141V137L128 133H125ZM111 136V132H110ZM113 143H118L116 141L114 136H111ZM213 139H215V136H213ZM147 151V149H145ZM71 167V165H69ZM114 170V169H113ZM104 181L102 180L100 182V185L98 186L97 195H101L104 192ZM185 185H187L190 188L189 194L185 197L183 195ZM80 181L79 178L73 180L72 183L68 185L70 189L79 190ZM47 186H45L46 188ZM181 199L176 203H170L169 205L165 207L160 208L161 213H166L168 211V208H171L173 211L177 213V216L183 215L184 207L186 204L191 205L193 208H199L200 204L199 202H193V197H197V200L199 199L200 193H201V187L202 182L198 179L195 180H188L185 181L184 185H181ZM206 190V186H205ZM230 199H234L230 197ZM40 203L47 204V201H40ZM52 211L54 213H58L59 209L53 208ZM31 214V213H29ZM145 215L151 219L152 213L150 211L146 212ZM202 219V218H201ZM137 223H140L138 220ZM187 223L191 225L193 229L199 230L201 233L203 232V228L200 224H197L193 222V220L189 217L187 219ZM121 228H124V225L120 226ZM129 230H131L132 225H128ZM75 231V229L73 230ZM133 235L135 233H132ZM68 235L67 233H61L59 236L56 237V249L59 253L63 254L66 252L65 248V236ZM160 237L163 239V241L160 244L161 248L167 249L169 253H172L176 260L181 259V252L178 248V241L176 239L168 240L166 234L161 231L159 233ZM189 237L185 236V239L187 240ZM15 239V237H14ZM132 240H126V241H120L117 242L118 248H123L125 244H131ZM143 251V249H141ZM23 255H27V252L22 253ZM14 255H21V253H15ZM129 255V250L125 249L124 256ZM112 261L119 262L123 259V257L117 256L112 257ZM151 260V257L148 258ZM137 260H139V257H137ZM171 264H176V261L173 260ZM182 264H187V261H183ZM193 264H206L205 258L201 257L199 260H196L193 262Z\"/></svg>",
  "mask_w": 264,
  "mask_h": 264
},
{
  "label": "water",
  "instance_id": "5",
  "mask_svg": "<svg viewBox=\"0 0 264 264\" xmlns=\"http://www.w3.org/2000/svg\"><path fill=\"white\" fill-rule=\"evenodd\" d=\"M74 49V48H73ZM163 62V61H162ZM157 68V66L154 68V69H156ZM164 68H166L167 69V71L168 72H170L169 71V69L164 65V63H162V66L159 68V71L160 72H163V70H164ZM172 77H173V75H172ZM150 78H151V82H150V84H152V77L150 76ZM149 84V85H150ZM149 85H148V87H147V90H146V93L149 91ZM146 97L148 98V99H150V100H156V99H153V97L152 96H149V95H146ZM75 179H77V178H74L73 180H75ZM72 180V181H73ZM72 181L70 182V183H72ZM79 181H80V186H79V190H73V189H70L69 187H68V185L70 184V183H68V184H66L65 185V189H66V191L69 193V194H78V193H80L81 192V180L79 179ZM185 184V182L183 183V185ZM189 192H190V188L187 186V185H185V188H184V193L186 194V195H188L189 194ZM53 208H56L57 209V207L56 206H53ZM52 208V209H53ZM55 215H57V213H55Z\"/></svg>",
  "mask_w": 264,
  "mask_h": 264
},
{
  "label": "flooded vegetation",
  "instance_id": "6",
  "mask_svg": "<svg viewBox=\"0 0 264 264\" xmlns=\"http://www.w3.org/2000/svg\"><path fill=\"white\" fill-rule=\"evenodd\" d=\"M81 36H82V35H81ZM74 41H75V44H76V40H74ZM77 41H78V44H80L81 41H82V40H81V37H80V39H77ZM86 42H88V40H87ZM89 52H92V50H90L89 47H88V45L86 44L85 47H84V53H85V54H88ZM92 53H94V52H92Z\"/></svg>",
  "mask_w": 264,
  "mask_h": 264
}]
</instances>
